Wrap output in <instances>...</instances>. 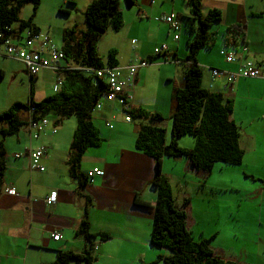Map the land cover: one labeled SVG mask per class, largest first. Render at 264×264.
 Wrapping results in <instances>:
<instances>
[{"label": "crops", "instance_id": "obj_1", "mask_svg": "<svg viewBox=\"0 0 264 264\" xmlns=\"http://www.w3.org/2000/svg\"><path fill=\"white\" fill-rule=\"evenodd\" d=\"M263 1L201 0V14H205L209 9H217L221 12V21L215 31L222 33V39L228 26L241 24L244 40L234 46L233 52L240 53L242 46H245L247 51L242 53L241 59L250 60L264 68ZM91 2L92 0L85 9ZM124 7L119 6L122 15L121 29L117 32L108 30L114 33L125 31L127 38L133 36L143 38L144 21L150 19L153 21L152 18L155 16L170 13H173L180 22L179 32H181V17L190 15V7L186 0H135L132 8H126L125 5ZM130 11H134V14L129 15ZM164 26L163 32L146 31L147 38L152 39L153 44H156L151 53L138 52L143 47L140 45L137 48L134 38L130 39L127 50L118 47L115 50L117 52L115 67L122 70L133 61L148 62L150 57H155L154 50L161 45L167 46L168 56L175 55L178 60H183L187 52L179 55L177 43L179 32L178 40L174 41L175 33ZM46 34L50 38V35ZM220 47L218 55L221 49L225 50L223 44H220ZM110 50L114 49H107V53ZM199 54L196 62L201 68ZM219 57L223 59L224 64L212 69L230 72L236 70L237 63L228 64L222 56ZM6 62L18 64L16 68H12L13 78L21 74L27 80L29 85L27 101L31 89L35 102L53 95L51 91L50 94L37 98L35 83L38 75L35 78L28 77L18 60L0 56V79L5 77ZM160 64L157 66L163 67V70L161 72L158 70L159 75L170 84L167 93L166 90L161 92L163 99L164 96L167 97V109L158 107L156 102L146 107L144 102L134 96L135 86L143 84L144 71L140 69L128 103L136 108L148 109L151 113L156 112L162 117L167 111L168 122L163 120L159 126L164 129L165 142L168 143L171 139V134H168L171 130L170 94L173 86H182V72L178 62L169 60L163 63L160 60ZM74 68L76 66L66 60L58 63V69ZM50 72L55 74V81L65 74L54 70ZM210 77L212 78L211 75ZM214 80L211 87L207 88L204 85L203 87L211 92L220 93L224 101L231 102L230 120L237 126H242L244 130L239 139V147L243 152L242 162L231 167L239 166L252 172H243L244 178L250 180L251 184H243L247 191L241 187L236 188L241 194L245 195L252 190L255 196L263 197L264 80L240 78L231 84H228L224 77ZM119 114L121 115L120 105L113 102L105 104L102 110L91 115V122L101 142L98 147L86 150L80 161L79 173L85 177L89 170L103 171L104 176L95 178L92 185L85 179L84 184L80 185L79 181L72 178L68 172L69 148L76 128L74 118L60 120L57 116L47 117L49 127L36 140L29 138L25 128L3 140L5 169L0 179V264H52L58 251L81 253L87 244L82 236L76 234V231L85 209L88 210L89 233L97 236L93 242L96 248L93 252L92 264L162 263L158 257L166 255H158L155 259L148 250V248L162 249L154 248L149 243L154 216L153 206L156 200V189L150 184L155 174L154 160L134 147L139 126L133 129L132 120L121 121ZM111 121L116 125L119 124L120 128H113ZM53 127L56 128L54 134L50 132ZM183 137L177 140L178 145L192 149L194 140H185ZM29 146L33 149L40 147L45 149L46 153L41 160L44 172L29 171L28 159L24 156ZM15 154L22 156L15 158ZM216 165L218 164H215L210 174L206 175L194 169L186 157H164L161 162V173L168 179L176 205L182 208L186 215V229L192 237L197 238H193L194 240L210 239V249L222 260L237 264H264V211L243 212L241 215L249 214L247 220H241L238 215L233 218L231 215V218H228L227 212L222 210L221 192L232 191L235 187L231 185L232 175L228 176L229 174L222 172L226 165L219 166L217 171ZM172 182L177 185L176 193L173 191ZM11 187L16 190L17 196H9L5 193V189ZM52 191L56 192L55 203L47 205L45 200ZM135 200L138 205L134 204ZM237 232L245 234L249 249L246 252L244 247L239 251L241 253L239 258L225 257L217 241L222 236L221 233L233 238ZM54 233L60 234V241L52 240L51 235ZM99 234L107 235L108 239L100 240Z\"/></svg>", "mask_w": 264, "mask_h": 264}, {"label": "trees", "instance_id": "obj_2", "mask_svg": "<svg viewBox=\"0 0 264 264\" xmlns=\"http://www.w3.org/2000/svg\"><path fill=\"white\" fill-rule=\"evenodd\" d=\"M123 2L126 8H132L135 0H92L84 11V31L76 27L62 31V47L64 60L71 62L76 68L65 71V82L59 94L44 98L40 102L30 98L27 103H13L0 112V179L4 172L5 151L3 140L16 135L25 126L24 114L29 106L35 107L33 119L38 120L49 115L60 120L74 118L76 128L73 133L67 160L70 176L84 184L79 173L82 156L88 148L98 147L101 140L91 122L92 109L106 91L103 81L96 78L91 70L103 66L115 67L116 51L110 50L103 61L96 54L95 42L108 29L117 32L122 27V15L119 6ZM190 7V15L182 16L183 29L189 33L186 41V56L178 60L175 55L167 53L149 58V65L156 59L163 63L172 60L178 62L184 78L181 87L173 86L169 107L171 112V139L165 142V131L159 125L163 117L154 112L131 106L128 112L130 120H144L138 127L134 147L144 155L152 158L155 174L150 184L156 189V200L153 206L154 216L149 235V243L154 248L166 249L169 254L159 256L163 264H237L222 260L210 249V239L194 241L186 229V215L176 205L168 179L161 173V162L164 157H186L190 165L209 175L215 164L234 166L242 162L243 152L239 147V127L230 120L232 105L224 101L220 93L211 92L202 86V69L196 62L200 50L210 48L214 41L216 28L221 21V12L209 9L201 14V0H186ZM31 4L33 15L40 0H0V31L17 24L18 32L25 29L40 30L32 24V17L27 21L19 19L20 9ZM60 13H65L59 10ZM264 11V1H263ZM244 40L241 24H233L226 28L222 39L223 47L237 46ZM235 49V48H234ZM171 57V58H169ZM91 72L94 77L89 76ZM93 79H96L94 83ZM63 90V91H62ZM190 136L194 140L192 149L178 145L177 140ZM253 179V178H251ZM264 184V183H263ZM138 205L137 200L134 201ZM82 236L87 247L81 253L58 251L52 264H92L94 261V241L96 235L89 233L88 210L83 212L80 225L76 231ZM100 240L108 239L105 234L98 235Z\"/></svg>", "mask_w": 264, "mask_h": 264}, {"label": "rangeland", "instance_id": "obj_3", "mask_svg": "<svg viewBox=\"0 0 264 264\" xmlns=\"http://www.w3.org/2000/svg\"><path fill=\"white\" fill-rule=\"evenodd\" d=\"M90 0H40V4L35 11L33 15V7L31 4H25L20 9L19 12V19L27 21L29 18L32 17V24L35 25L37 28L40 29V32L43 34L48 33L50 35V38L52 40V43L57 47H62V31L64 29H71L73 27H76L77 30L84 31L86 29L84 25V11L85 6L89 3ZM121 8H125L123 5V2L120 4ZM59 10L65 11V13H60ZM131 12V13H130ZM130 14H134V11H130ZM160 16V15H158ZM155 16V17H158ZM153 17V21L154 18ZM151 19L150 21H144V28L145 31L142 32L143 38L139 39L137 37H129L127 38V33L125 31H120L118 33H114L111 30L106 31L104 34H102L95 42V48H96V54L98 57H100L103 61L106 60V53L107 49H114L116 50L118 47L124 50H127L129 48L130 39L134 38L136 40L135 46L139 48L138 46H142L143 49L141 51L138 50L140 53H151L154 46L156 44H153L154 41L152 39L147 38V30H160L161 32L164 31L165 26L161 23H155ZM17 24H13V28H16ZM217 29L211 28V32L215 31ZM27 31H23L21 33V37H26ZM215 41L213 45L206 49H202L199 51V60L201 62V69H202V77H203V83L202 86L211 87L214 83V79L210 77L211 75V69L214 67H218L220 65H223V59L219 57L218 55V49H220V44L222 43V33L220 31H215L214 33ZM189 39V33L184 31L183 26L181 32H179V41L178 47H179V55H183L186 52V41ZM144 41V43H141V41ZM172 40V39H171ZM173 42V41H172ZM112 47V48H111ZM116 47V48H113ZM222 50V49H221ZM226 52H233V47H226ZM196 55V58L198 56ZM183 59V58H182ZM132 64H137L136 62H132ZM160 60L156 59L153 61V64L150 66H147L146 68L140 69V71L144 74L143 84L141 83L139 86H135L134 88V96L139 99V101L144 102L147 106L150 107L153 103L156 102L158 107H164V109H167V97L164 96V99L161 95V92L163 90H166L168 86L170 85L165 78L160 77V72L163 70L161 66ZM18 64L12 63L9 64V62H6V74L5 77L0 79V112L4 111L11 106L14 102L19 103H26L29 95V85L27 80L21 75L18 74L16 78H13V69L16 68ZM155 66V67H154ZM13 68V69H12ZM167 68V67H164ZM169 68V67H168ZM181 68V67H180ZM217 69V68H216ZM89 76L94 77V75L89 71ZM37 82L35 83V91H36V97L38 98L41 95H48L52 91L53 85L56 83L55 81V74L50 72L49 69L42 70L38 76H37ZM61 82H65V74L61 75L60 77ZM94 83L96 82V79H93ZM202 82V81H201ZM66 85V82H65ZM61 91V88H59L58 92ZM63 91V90H62ZM57 92V94H59ZM53 93V92H52ZM147 109V108H146ZM148 113H151L150 110H145ZM167 111L163 114V120L164 122H168V114H166ZM120 115V114H119ZM53 115H49L47 117H50ZM120 120H124V115H120ZM92 118V116H91ZM123 119V120H122ZM75 120V119H74ZM131 121V120H130ZM141 123L145 124L146 121L144 120H132L131 121V127L135 129L138 127ZM111 125L113 128H120L119 124H115L111 121ZM239 127V126H238ZM240 134L243 135V128L242 126L239 127ZM168 134H170L168 132ZM243 137V136H242ZM185 140H193L192 137L185 136L183 137ZM219 166L224 165H216L215 170H218ZM246 173H252L248 170H245L244 168H240L239 166L236 167H223L222 172L225 174H229L228 176L232 175V181L234 183L231 184L232 187H235L232 189V191L228 190L227 192H221V198H222V210L223 212H227L226 215L228 218H232L235 215H238L241 220H247L249 218V214H243V212H249L254 210H263L264 211V196L263 197H257L255 196L254 192L252 190H249L246 192V194H241L236 187H241V189H245L247 191V188L243 184H251V181L244 178L243 172ZM220 172V171H218ZM217 172V173H218ZM172 187L174 193L177 192V185L175 182H172ZM176 195V194H175ZM221 237L218 239V245L221 249L223 255L225 257L230 258H239L241 250L246 248V252L249 248H247V238L245 234H241L240 232L235 233L236 235L233 238H230L228 235L221 233ZM194 238V237H193ZM194 239H197L196 237ZM197 241V240H194ZM232 248V250H231ZM150 254H152L155 259L158 255H168L169 252L165 249H158L154 250L152 248H148ZM163 264V263H161Z\"/></svg>", "mask_w": 264, "mask_h": 264}, {"label": "built area", "instance_id": "obj_4", "mask_svg": "<svg viewBox=\"0 0 264 264\" xmlns=\"http://www.w3.org/2000/svg\"><path fill=\"white\" fill-rule=\"evenodd\" d=\"M156 23L166 25L175 34L173 40H178V32L180 30V22L177 20L173 13L163 14L154 18ZM27 31L26 37L22 38L21 33L17 29L12 27L5 28L4 31H0V56L5 58H11L18 60L23 65V68L28 77H36L43 69L54 70L58 73H63L70 69H58V63L64 60V55L61 48H57L50 40L47 34H43L40 30L25 29ZM134 42V41H133ZM167 46L161 45L154 50L155 55L165 53ZM247 48L242 46L241 52H226L221 50L219 55L224 58V61L228 64L237 63L235 71H221L212 69L211 76L213 79L218 77H224L228 84L233 83L236 79H258L264 80V68L255 65L250 60H242L241 56L243 52H246ZM137 63V62H136ZM149 66L147 61H140L137 64H129L122 70L116 67L103 66L100 69L91 70L95 74L96 78L103 81L106 86V91L95 103L92 113L102 110L105 104H112L117 102L120 105V112L124 115V120L130 122L128 112L131 106L128 100L131 97V92L135 86L138 70ZM182 82L184 78L182 77ZM62 86L60 78L52 87V92L57 93ZM35 107L29 106L28 111L24 114L25 130L28 136L32 140H36L40 134L46 132L49 127V120L47 117L40 118L38 120L33 119V113ZM50 132L54 134L56 128H51ZM46 151L43 147L29 148L25 151L24 156L28 159V168L30 172H44V167L41 165V160L44 157ZM22 154H15V158H20ZM104 176L103 171L98 169L89 170L86 175V182L93 184L95 178H102ZM5 193L9 196H17V192L14 188L5 189ZM56 199V192H50L49 196L45 200L47 205L54 204ZM52 240L57 242L61 240L59 233L51 235ZM95 245V243H94ZM94 246V250H95Z\"/></svg>", "mask_w": 264, "mask_h": 264}, {"label": "clouds", "instance_id": "obj_5", "mask_svg": "<svg viewBox=\"0 0 264 264\" xmlns=\"http://www.w3.org/2000/svg\"><path fill=\"white\" fill-rule=\"evenodd\" d=\"M62 74V73H61ZM35 78V77H34ZM53 94H55V93H53Z\"/></svg>", "mask_w": 264, "mask_h": 264}, {"label": "bare ground", "instance_id": "obj_6", "mask_svg": "<svg viewBox=\"0 0 264 264\" xmlns=\"http://www.w3.org/2000/svg\"><path fill=\"white\" fill-rule=\"evenodd\" d=\"M92 185V184H91Z\"/></svg>", "mask_w": 264, "mask_h": 264}]
</instances>
